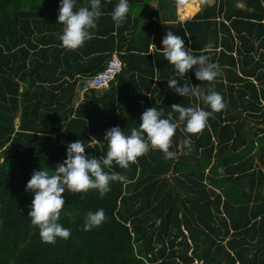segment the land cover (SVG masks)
Returning a JSON list of instances; mask_svg holds the SVG:
<instances>
[{"label":"trees","instance_id":"trees-1","mask_svg":"<svg viewBox=\"0 0 264 264\" xmlns=\"http://www.w3.org/2000/svg\"><path fill=\"white\" fill-rule=\"evenodd\" d=\"M188 1L195 7L182 12L185 0H128L117 28L119 0H101L93 38L73 51L59 39L60 0H0V264H264V0ZM145 4L148 16L137 15ZM85 5L76 0L77 10ZM162 7L175 23H159ZM168 31L194 56L209 55L221 75L200 82L193 66L181 76L163 57ZM114 56V79L87 87ZM170 79L222 95L225 108L201 133H185L171 105L211 109L173 92ZM152 107L178 125L169 149L177 158L150 150L126 169L114 163L104 170L126 179L111 182L103 198L65 191L58 222L70 238L42 243L28 217L32 173H54L77 140L100 159L105 133L118 126L130 135ZM99 209L106 221L85 231V215Z\"/></svg>","mask_w":264,"mask_h":264},{"label":"clouds","instance_id":"clouds-1","mask_svg":"<svg viewBox=\"0 0 264 264\" xmlns=\"http://www.w3.org/2000/svg\"><path fill=\"white\" fill-rule=\"evenodd\" d=\"M76 0H60L57 23L62 24L63 34L59 36L61 46L68 50H76L93 38L91 31L97 27L96 21L102 15L101 0H89V5L81 6L77 10ZM129 13L128 0H119L111 13L115 26L119 28ZM163 57L174 66V69L184 76L193 66H196L195 77L200 82H213L221 73L218 65L210 62V56L201 54L194 56L192 51L185 47L184 39L168 31L162 39ZM212 48L208 43L204 46L207 52ZM168 87L176 94L186 97H195L202 100L211 111L199 107H183L181 104L171 105L172 112L179 114V121L186 122L183 131L197 135L207 126L208 120L225 108L223 97L216 91L205 89L191 84L178 86L176 79H170ZM156 107L146 109L140 119L139 128H133L130 135H126L118 126L112 127L105 133L107 152L100 159L89 158L85 153V145L81 140L67 145V158L55 167L54 173L39 170L32 173L25 191L32 192L34 198L30 205L28 217L31 224L39 229L40 240L44 244H55L57 238L68 239L71 230L63 227L58 221L65 206L63 193L84 194L89 190H98L103 198L111 189L113 181L123 182L126 178L117 173L106 172L115 163L121 168H128L141 156L150 150L163 153L165 160L177 158V153L170 151L172 139L178 127L172 120V113L167 118ZM183 146L185 154L192 150V140L186 138ZM222 172L223 169H220ZM107 217L103 209L89 211L84 217V230L90 231L100 227Z\"/></svg>","mask_w":264,"mask_h":264},{"label":"rangeland","instance_id":"rangeland-1","mask_svg":"<svg viewBox=\"0 0 264 264\" xmlns=\"http://www.w3.org/2000/svg\"><path fill=\"white\" fill-rule=\"evenodd\" d=\"M214 1L215 0H208L207 1V3L209 4V5H211V4H213L214 3ZM194 4V1H192V2H189L188 0H185V2H181V4H180V8H181V10H182V12L183 11H185V7L186 6H188L189 5V7H191V6H194L195 7V4ZM203 5V4H202ZM179 6V3L177 4V7ZM166 7H162L161 8V19H159V23L160 24H164V23H175L176 21H174V20H166L165 19V15H166ZM135 12H136V14L137 15H140V16H143V17H145V16H148V5L147 4H145V5H138V6H136L135 7ZM181 11L180 12H178V19H180L181 18V13H182ZM169 13H170V11H169ZM153 20H155L154 18H153ZM181 20V19H180ZM107 85H105L103 88H105ZM251 125H252V123H250ZM252 128H256V129H258V127L257 126H253L252 125ZM182 145V144H181ZM0 160L1 161H3V156L1 155L0 156ZM207 172V171H206ZM175 176H173L172 174H170V175H168L167 176V179H169L170 180V182L172 183V185L173 184H175V178H174ZM177 193H179V194H181L182 193V191H180V190H178V192ZM189 254H191V251H190V253Z\"/></svg>","mask_w":264,"mask_h":264},{"label":"built area","instance_id":"built-area-1","mask_svg":"<svg viewBox=\"0 0 264 264\" xmlns=\"http://www.w3.org/2000/svg\"><path fill=\"white\" fill-rule=\"evenodd\" d=\"M121 70V61L117 56H114L105 71L99 73L91 80L85 81L87 87L103 88L108 85L115 75Z\"/></svg>","mask_w":264,"mask_h":264},{"label":"crops","instance_id":"crops-1","mask_svg":"<svg viewBox=\"0 0 264 264\" xmlns=\"http://www.w3.org/2000/svg\"><path fill=\"white\" fill-rule=\"evenodd\" d=\"M181 16H182V14H181Z\"/></svg>","mask_w":264,"mask_h":264}]
</instances>
